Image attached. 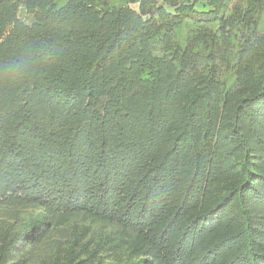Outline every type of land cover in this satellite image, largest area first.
Segmentation results:
<instances>
[{"label":"trees","instance_id":"1","mask_svg":"<svg viewBox=\"0 0 264 264\" xmlns=\"http://www.w3.org/2000/svg\"><path fill=\"white\" fill-rule=\"evenodd\" d=\"M11 1L0 0V38L13 24L0 43V201L43 208L18 241L55 216L91 212L134 237L125 260L96 264H264V152L251 145L264 148L254 113L264 78L233 112L241 179L206 204L224 161L222 90L204 75L193 91L189 73L154 54L145 5L97 14L29 0L39 7L27 29L23 0ZM227 2L197 16H221Z\"/></svg>","mask_w":264,"mask_h":264},{"label":"rangeland","instance_id":"2","mask_svg":"<svg viewBox=\"0 0 264 264\" xmlns=\"http://www.w3.org/2000/svg\"><path fill=\"white\" fill-rule=\"evenodd\" d=\"M23 0L17 17L27 29L36 23V10H30ZM33 3V0H30ZM42 1V0H36ZM55 10L73 9L82 13L92 10L101 14L112 8L130 7L140 12L142 4L154 15L156 28L150 41L157 56L173 59L177 68L193 77V91L200 87L199 77L208 75L217 81L222 99L216 110L218 116L216 140L224 153L222 172L217 188L206 199L216 201L224 190L241 179L240 153L229 136L233 112L239 100L261 90L264 78V5L253 12L255 0H228L224 14L203 17L198 14L214 13L221 0H43ZM264 0H262L263 2ZM11 2L16 3V0ZM28 6V7H27ZM6 7V4L4 8ZM83 27L89 24L82 21ZM10 24L0 43L10 33ZM2 49L0 48V53ZM190 91L191 97L195 92ZM262 112V115L259 114ZM254 113L261 120L264 137V109ZM178 126L174 127V130ZM245 130L249 132L248 127ZM255 156L264 148L251 140ZM263 164L256 162L255 169ZM43 208L28 203L0 201V264H96L125 260L126 247L134 237L121 225L99 220L91 212L55 216L40 230L18 241Z\"/></svg>","mask_w":264,"mask_h":264}]
</instances>
